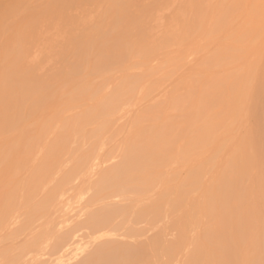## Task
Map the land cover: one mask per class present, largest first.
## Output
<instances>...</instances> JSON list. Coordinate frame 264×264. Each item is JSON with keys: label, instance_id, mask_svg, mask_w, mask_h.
Listing matches in <instances>:
<instances>
[{"label": "bare ground", "instance_id": "6f19581e", "mask_svg": "<svg viewBox=\"0 0 264 264\" xmlns=\"http://www.w3.org/2000/svg\"><path fill=\"white\" fill-rule=\"evenodd\" d=\"M2 1L3 2L0 3V38H3V42L0 40L2 42H0V134H2V132L3 134L5 132L7 135L11 133V136L8 135V140L5 136L7 142H4L8 145L3 142L7 146L3 145L0 149V243H2V245L4 243L6 244L12 238L14 240H11V243L14 241L13 246L18 247H10L11 243H9V245L7 244L6 247L9 246L11 249L13 248L12 252H10V248H7V250L6 247L3 246V250L5 247V249L10 252V255L4 256L3 252H7L6 250L0 252V264H264L263 130L260 133L261 128L264 126L263 122V126L260 124L261 120H263V118L261 119L260 117H263L262 115L264 114V100L261 99L260 102H254L256 89L259 88L258 90L260 91L262 86L239 80V82L232 87L234 90L231 98L228 97L229 101L227 102V94L225 96L222 94L227 86V81L225 80L226 76L223 74L225 78L223 77L224 79L222 78V80L219 78L221 80L220 82L218 81L219 79H217L218 82L213 80L214 84L219 83L217 85L219 91H216V89L214 90L213 88L215 87L212 88V85L209 87L210 80H206L209 78L208 77L205 79L204 83H202L203 86L205 82L208 81L206 86L213 89L212 92L215 91L213 94H218L219 92L218 95H212V92L208 90L209 88L207 89V87L204 86L206 89H203L202 85V88L196 90L192 88L191 92H193V94L191 95L189 93L190 95L188 94V97L179 98L178 96L180 95L176 96V93L173 92L175 93L174 96L181 99L179 101L182 106L186 105L190 108L189 111L188 109L186 110V107L183 109L185 113L188 112L187 116L193 114L192 120L189 118L184 121L186 117L183 118L181 115L182 112H180V118L183 119L181 123H184L182 129L170 132L167 129L170 127V117L163 118L161 116L162 118H160V116L156 114L153 116L151 115L152 117L149 116L150 120L155 117L154 121L156 126L153 127L154 125H152V128L145 129L140 126L143 125L141 124L143 122L139 118L138 120L141 123L134 120L140 124L139 127L136 128L135 124H133V128L131 127L134 129L132 131L134 133H128L130 136L128 135L126 138L122 139L119 147L110 149L109 139L111 137L114 139V134L117 135L119 126L116 127L118 121L115 122L114 119H110L109 122V118H106V114L116 109H119L117 111L120 112L123 108H126V105L130 106L131 104L129 102L131 99H134V97L129 99L130 95L133 92L135 93V91L137 93L138 89L142 88V81L139 78L140 76L137 77L138 73L136 74V72L133 73L136 74V76L130 75L131 72L129 74L127 73V75L123 73L124 76L121 74V77L123 76L122 78H117L118 81L121 79L119 82L114 81L115 85L118 82L116 86L113 85L115 88L112 86V88L110 87L111 89H109V87H102V89H106H101L100 91L101 86L99 87L97 85L101 83L104 85V81H100L101 83L98 81L99 83L94 86L95 81L93 82L94 85L92 83L89 84L91 78L88 76L91 75L89 73L92 71L94 72L96 68L102 70L106 67L109 68L112 64H117L118 66L119 63L126 61L124 59H128V57L129 60H131L130 58L134 56L135 52L139 54L142 48L144 50L145 48L147 49V47H155V42L150 41L151 39L144 33L145 30L142 27L143 13H137L138 15L136 17L134 15L128 17L132 8L129 5L130 2L127 4V0H48L44 7L34 6L35 2L32 3V0ZM193 1L194 0L187 1L189 5L188 3L186 4L188 6L185 5L187 10L185 11L186 13L188 11H193L194 13L196 9L197 11L194 14L192 13L193 15H189L191 19H189V17L186 19L189 22L191 20V25H193V19L196 17L198 19L196 21L197 26L198 21L202 16L204 18L208 11L207 7L205 12V9L203 10L201 6L208 4L207 0L206 4H203L201 0ZM103 2L108 4V7L103 11L101 16L99 13V16L100 18L104 17L105 21H109V23L106 22L109 25L103 22L104 20H101V24L103 22L102 27H100L101 30L97 27L92 29L91 27L94 25V21H92V26L89 25L86 29H82L83 31L78 32L74 27L78 22L75 17H72L74 15L70 13L71 16L68 14V18L66 17V11L74 6H80L85 3L98 4ZM200 2L203 5L199 6L201 4ZM232 2L234 5L230 3L231 6L224 10V14H229V12L233 13L241 7L239 4L242 0H237V2L233 0ZM225 4L226 1L224 5ZM224 5L222 3V6ZM198 6L200 8H198ZM210 8H213V6ZM263 8L264 7H256L253 0H248L245 12L250 18L254 19L252 22L254 25H257V20H255V18H259L261 15L263 16ZM179 9L177 12L184 10V8L180 11ZM239 10L240 9H238V11ZM68 12H70V10ZM183 12L181 14H186ZM232 13H230L231 15H229V17L233 16ZM211 14L214 15L213 11H210V17L208 18H211ZM69 16L71 18H69ZM221 17V23L217 26L215 24L217 28L224 21L222 15ZM57 21H61L59 25L65 22L69 29L66 31L69 34L66 33V37L64 36L67 39H63L65 43L63 42L64 44L60 47V52L57 53L60 67H57V65V69L54 71L51 69L52 72L50 71V74H48L47 71V75L45 74L46 76H40L36 73V68L38 69L37 66L39 63L37 62L38 64H36V62H34L35 64H31L27 62L26 55L28 53L26 51V45L28 43L30 45H36L37 41L35 42V40L43 34L37 35L43 22L48 24L47 27H52L57 24ZM50 22H53L51 23L53 25L49 26ZM175 22H178V20H175ZM260 22L263 23L262 20ZM260 22L259 24H261ZM99 23L100 20L97 21V24ZM187 24L188 22L186 21V26L184 25L183 33H180V35L174 33V31H177V28H175L174 31L172 28L173 33L167 34L163 39V43L168 45L172 40L179 39V37L187 39L185 42L188 43L189 38H186V36L189 30L187 31V29L191 26ZM59 25L57 24L56 27L58 28ZM205 25H207V23ZM103 26H106L105 29L109 30L106 32L102 31ZM196 26H193V28L195 29ZM186 27L188 28L186 29ZM197 27L202 28L200 25ZM212 27L216 29L214 25ZM184 30L186 33H184ZM191 30L192 28L190 31ZM220 30L222 31L223 29L220 28ZM255 30H257V28ZM259 30L263 31L260 25ZM216 31L217 30H215V32ZM191 32L193 34L195 33L193 30ZM208 32L210 33V30ZM231 32L233 33L232 30ZM249 32H251V30L247 32V38L248 35H250ZM258 32L259 31H257V33ZM216 33H214V36H216ZM206 34L208 35L207 32ZM36 35L38 36L37 38ZM243 37L245 36H241V41ZM41 40L42 39H40L39 42H41ZM111 40L114 41L115 44H108ZM179 40L183 41L184 39ZM225 41L227 42V40ZM185 42L184 44H186ZM212 42H214V40H212ZM220 43H222V41ZM220 43L219 47L225 45L223 44L220 46ZM189 44L191 43H188V45ZM234 44L235 43H233V46L229 47L231 54L235 55L236 52L243 54L244 51L241 52L240 50L239 52V48H237L239 46L236 45L235 47ZM244 44H246L245 41ZM29 46L28 48H30ZM219 49L220 48L214 50L219 51ZM222 49L223 48H221L220 51ZM206 51L203 50L204 53ZM225 51L226 48L221 51L222 53L217 52L219 55L216 56V58L214 56V58L219 61L225 55L224 59L226 61L222 59V64L223 62L229 64V51ZM223 52H225V54L220 57V54H223ZM217 53H213V55ZM129 54L133 56L127 57ZM209 55H205L207 56L205 60L208 59L206 61L207 63L211 62L210 59L212 57L208 58ZM238 55L239 54H237V56ZM177 56H175V59ZM190 56L192 57V55ZM251 56L253 55L251 54ZM217 57H220V59ZM93 58H96L94 65L91 64ZM178 59L177 61H179ZM259 59L260 58H258V61ZM129 60L127 61L129 62ZM163 60L161 61L164 62ZM205 60L204 62L200 61L204 63V65L202 64L204 67L206 66L208 68L210 65L209 63L208 66L207 64L205 65ZM89 61L91 64L90 66L88 65ZM214 62L216 63V61L213 60L211 64L213 65ZM254 63V67L256 68L258 63ZM163 65H165V63ZM212 65L211 68L209 67L210 69L208 68L209 70L216 64H214V66ZM219 65L220 63L216 66L219 68ZM244 65L242 68L246 66ZM166 66L169 68L172 67ZM223 66L224 65H222V67ZM161 67L163 68V66ZM206 67L204 69H206ZM217 67H214L212 70L216 69V71H219ZM224 67L226 68V66ZM246 68H248L247 71L251 72L249 65L248 67L246 66ZM110 70L112 72L113 69ZM225 70L224 72L227 73ZM204 71H202V74L198 71V76H202L200 79L205 78L203 76L204 74L210 75L211 73V71L208 72L209 74L207 72L204 73ZM247 71L245 73H247ZM104 72H106V69ZM193 74L196 75L197 73ZM228 75H232L233 77L236 76L234 73ZM111 76L112 74L110 77ZM214 76L212 79H215ZM87 77L89 80L86 82V85L85 79ZM116 77L117 76H115V79ZM229 79H231V77L227 80ZM223 82L225 83L224 85ZM232 83L233 80L231 84ZM175 85L174 83V86ZM219 85L220 88L223 86L225 87L222 88L223 91L219 88ZM230 86L231 85H229V88L231 89ZM220 90L222 92H220ZM105 91L106 93H104ZM169 91L171 90L169 89ZM60 92L63 93V95H61L62 97L60 96V94H62ZM95 94L98 96L104 94L100 103L95 102L97 100L95 98L97 95ZM133 95L135 96V94L131 96ZM206 96L209 101H206ZM263 96H261V98ZM88 98L96 99L94 100L95 104L91 103L89 107L85 101ZM60 99H63V102H61L65 106H62V108L64 107L63 110L65 111L67 109L69 113L66 111V114L61 113L62 115L65 114L64 116L60 115L57 117L56 115L60 114L59 110L61 109V107L57 105L59 107L57 112L59 113H56V115L54 114L55 116L53 115L52 118H46L47 115L49 117L52 113L48 110L53 107L55 108V103L58 104ZM232 100L234 104H232L233 102L230 103ZM61 102L59 104H61ZM84 103L87 106H85ZM229 103L233 106L230 105L229 107ZM225 104L228 106L226 105V108L222 107ZM212 106L219 108V111L216 112L215 115L213 114L215 107ZM209 107L214 109H209ZM120 108L122 109L120 110ZM124 109L120 112V116L116 120L121 117L123 112H126ZM153 109L157 110L155 107ZM192 109L198 114L202 113L201 115L203 117L201 115L198 116L199 118L201 116L200 119L203 118L205 120L206 118L204 117L207 116V111H212L209 112L213 116L208 115L211 119L207 116L209 120L204 121L205 123L210 121L212 125H208L209 122L203 125L201 122L194 120L196 116H194L195 113L192 112ZM245 110L253 112L250 121L254 119V117L257 119L255 123L261 119L259 120V126H262L261 128L258 124H254V120L253 126L252 123L248 124L243 122V125H241L242 123H237L241 117L243 118L244 114L242 115L241 113L243 111L245 112ZM225 111L228 113H225ZM45 112L47 113L45 114L46 117L44 116L45 118L42 119L39 114ZM225 114L229 118L235 115L240 116V118L236 121L237 117L235 116V122L231 120L233 123H230V121H227ZM36 116L48 122H39V128L38 124L33 122L30 124L29 122L33 121ZM102 116L104 119L106 118L105 121H102ZM224 117L226 119H224L225 121H223ZM226 121L229 122L230 125H241L242 129L247 128L246 125L248 124L249 127L252 126V131L255 130L254 127L256 125L255 131L257 135L254 137L253 134H255V131L252 133H249V131L245 134L248 133L249 136L251 134L253 138L251 136L250 138H248V136L245 137V135L244 140H242L243 136L239 135V141L238 138L235 137L237 140L228 142V139H226L228 135H226L227 137H223L221 134V131H225V129L229 132L227 128L228 126H232L227 125V128L223 127L227 124ZM242 121L240 119V122ZM137 122L136 125L138 124ZM218 122L223 124V126H220L221 124L218 126L219 129L222 127V130L219 131L222 138L226 139V143L232 144L235 141L234 145L236 148H234L238 149L235 151L238 152L243 149V153L241 151L242 154H239V152L237 154V152L234 151L237 155L232 152L230 156H232L233 153L235 156L229 158H226L229 156L226 152H224L227 155L226 157L224 156L225 154H222L221 151L223 148H227L229 145L221 140L222 138H218L219 134L216 129ZM151 123L153 124L154 122ZM181 123H178V128ZM124 124L126 123L123 122V125ZM244 124H246L245 127H243ZM33 126L36 127V129ZM213 126L216 127V130ZM238 126H234L235 131L233 130V132H231L233 127L230 128V135H233L236 131L238 132ZM124 128L125 126L122 130H124ZM247 129L251 130L250 128ZM241 132H243V130H241ZM210 134L213 138L216 134L215 137L217 140L219 139V142L216 138L214 141ZM208 138H212L213 140L209 139V141L216 142V144L212 143V147L209 145L211 148H213L214 145L217 146L218 142L219 146L216 148H218L219 154H222L225 158L221 159L222 156H220L221 162H216V160H214L216 158L214 157L218 154V151L216 149L214 150L217 152L213 150L216 152V155L214 156L213 154V159H211L213 168L216 167L213 169V171L215 170L214 173L210 170L212 165L210 167H205L204 163L203 166L200 165L202 164L200 161H204L201 159L207 160L205 163L208 164L210 162L209 159L212 157L209 153L212 149L209 147L210 150L208 151L207 147L208 144H210L207 141ZM230 138L231 137H229V139ZM1 141L3 140L1 139L0 142ZM224 143L227 146L223 147V145H220ZM202 145H207V153L202 151ZM247 148L248 150H252L250 152H253V154V149H256L255 151L258 149L259 154L256 153L258 154L257 158H251L252 154H249V157L247 155ZM245 149L246 151H244ZM227 150L229 151V148ZM244 152H247L246 155ZM21 153L25 154L23 160L20 159L22 156ZM18 154H20V156ZM27 155H31L33 160L34 157L38 155L39 157L37 156L38 158H35L39 161L35 159L36 162H31L30 158V161L27 158L26 160L29 161V164L32 163L29 165L25 160ZM220 159L217 158V160ZM213 160L216 166H214ZM24 165L31 166V172L27 173L25 178H20L21 181L23 179L22 182L19 180L17 183H14L12 179H15V176H17L18 170L16 169H21ZM201 167L205 168L201 169ZM208 167L209 169L206 172L205 170H207L206 168ZM28 168L29 167H27V169ZM15 170L17 171L15 173L16 175L12 176ZM201 170L207 173V177L209 175L211 176H209V179L204 177L205 181L208 180L206 184L210 181L212 182L211 184L209 183L210 185L207 184L208 186H204ZM211 173L214 176L211 175ZM18 177L19 176H17V178ZM212 177L214 181L211 180ZM244 181L245 184L247 183L246 181H249L248 183H250V186L241 187ZM39 197V201L33 203L27 211L21 210L26 202ZM233 199H236L239 203L236 205L231 204V207L230 201L232 203ZM204 225L206 227H204ZM201 227L204 232L199 230ZM48 229L51 230L49 234L46 231ZM20 241L21 243H17ZM19 246H21L22 249H18Z\"/></svg>", "mask_w": 264, "mask_h": 264}, {"label": "rangeland", "instance_id": "374dc122", "mask_svg": "<svg viewBox=\"0 0 264 264\" xmlns=\"http://www.w3.org/2000/svg\"><path fill=\"white\" fill-rule=\"evenodd\" d=\"M5 1V0H4ZM48 0H32L31 2L33 3V2H35V5L34 6H40V7H44L45 6V3L47 2ZM126 1V0H125ZM158 2V3H156V2ZM163 1V2H162ZM188 0H127V4L130 2V6H131V10H130V12L131 13H133V14H131L130 12H129V14H128V17L130 16V15H134L135 17L138 15L137 13H143V18H142V27L144 28V33H146L147 34V36L151 39L150 41H152V42H155V47L154 48H150V47H147V49L145 48L144 50H143V48L141 49V51L139 52V50H138V52H139V54L137 53V52H135V54H134V56L133 55H131V56H133V57H131L130 56V54L129 55H127V57L128 56H130L131 58V60H129V57H128V59H124V60H126V61H124L123 63H119V67L117 66V64H112V66L110 65V67L109 68H104V69H102V70H100V69H97L96 68V70H94V72L92 71L91 73H89V74H91V75H89L88 77L89 78H91L90 79V82H89V84H93V82H94V86H96V84L97 83H99L100 81H104V85L101 83V84H98L97 86H101V88H100V91H101V89H102V87L104 88V87H109V89H111L112 87L113 88H115L114 86H116L117 84H118V82L121 80H119L118 81V79L117 78H122L124 75H127V73L129 74L130 72H131V74L130 75H135L136 76V74L138 75L137 77H139L140 79H141V81H142V88L140 89H138V92H140V93H136V91H135V93L133 92L132 94H135V96L133 95V96H131L130 95V98L129 99H131L132 97H134V99L132 100L131 99V101L129 102L130 104V106H128V105H126L125 107V109H124V111H126V112H123V114L122 115H124V116H122L121 115V117L123 118H119L118 120H116L119 116H120V112L123 110L122 108H120V112L119 111H117V110H119V109H116V110H114L113 112H115V113H113V112H111V113H109V114H106V118L108 117L109 119H108V121L110 122V119H114V121L116 122V121H118L117 123V125H116V127L117 126H119V131H117L118 133H117V135L116 134H114V139H112V137L109 139V148L110 149H115L116 147H119V144H120V142H121V140L122 139H124V138H126V136H128L134 129H132L133 128V124H135V126H136V128H138L139 127V123H141L138 119L140 118L141 119V121L143 122V123H141V124H143V125H140L142 128H145V129H150V128H152V125H154L153 127H155L156 125H155V121H154V119H155V117H154V119H152V120H150V117H152L154 114H156L157 116L159 115L160 116V118H169L170 119V121H169V123L171 124H169V128H167L170 132H173L174 130H180V129H182V127H183V124L184 123H181V120H183V119H181L180 118V116L182 115V117L184 118V117H186V118H184V121L186 120V119H189V118H191V120H192V116H193V114H190V115H188V116H190V117H188L187 116V113H185L184 111H183V109L186 107V110L188 109V111H189V109L190 108H188V106H186V105H183L182 106V104L180 103V101L179 100H181V99H179V98H183V97H188L187 95L190 93L191 95L193 94V92H191V89L192 88H194L195 90L196 89H198V88H202L203 87V89L205 88V87H207L206 85L208 84V81H206L205 82V87L203 86V84L202 83H204V81H205V79L206 78H211L212 79V77L214 76L215 77V79L213 78L212 79V81H211V79H206V80H210L209 82V87H210V85H212L211 87L213 88V87H215V88H213L214 90L216 89V91H219V89H217V85L219 84V83H217V84H214V81L215 82H220L221 80H222V78L224 77L225 78V76H226V78L228 79L229 77H231V79L233 80V83L231 84V82H232V80L231 79H229V80H227L226 78H225V80L227 81V86H226V90L224 89V92H222L223 91V89L222 88H225L224 86L222 87V88H220V85H221V83H220V85H219V88L220 89H222V91L220 90V92H222V94H223V96H225L226 94L228 95H226V97H227V102L229 101V98H231V95H232V93H233V90L234 89H232V87H234L238 82H239V80L240 81H246V83H252V84H256V85H260V86H262L261 88L263 89H260V91L258 90V89H256V94H255V97H254V102H256V101H261V99L262 100H264V57H262V56H264V14H263V16L261 15V16H259V18H255V20H257V25H254V23H252L253 22V20L254 19H252V18H250L247 14H246V12H245V10H246V4H247V2H248V0H242V2L239 4L241 7H239L238 9H240L239 11H238V9L235 11V12H229V14L227 13H225L224 14V10H226V8H229L231 5H230V3H232L233 4V0H207V4L208 5H203V4H206V0H201V2L203 3H201L199 6H201V5H203V6H201L202 7V9L204 10L205 9V12H206V7H207V9H208V11H207V15L203 18V16H202V18L198 21V24H197V26L198 25H200L202 28H199V27H197L196 26V21L198 20L196 17H194V19H193V25H191L192 23H191V20H190V22L186 19V18H188L189 17V15H193L196 11H197V9L195 10V12L193 13V11H188V12H190V13H186V8H185V5L188 3V5H189V2H187ZM192 1V0H191ZM196 0H194L193 2H195ZM200 1V0H199ZM211 1V2H210ZM224 1V2H223ZM225 1H226V6L224 5V3H225ZM235 2H237V0H234ZM254 1V5H256V7H264V0H253ZM1 2H3L2 0H0V3ZM186 2V3H185ZM212 2H213V4H212ZM255 2H256V4H255ZM260 2V3H259ZM222 3H223V5L224 6H222ZM259 3V4H258ZM179 4H181V5H179ZM184 4V5H183ZM261 4V5H260ZM179 5V6H178ZM188 5H186V6H188ZM210 5V6H209ZM215 5V6H214ZM234 5V4H233ZM260 5V6H259ZM263 5V6H262ZM182 6V7H181ZM198 6V8H200ZM213 6V8H210V7H212ZM107 7H108V4H105L104 2L103 3H85V4H82V5H80V6H74V7H72V8H70V9H68L67 11H66V17L68 18V14L70 15V13L72 14V15H74V16H72L73 18L75 17L76 19H77V23L75 24V28H76V31H78V32H80V31H83L84 29H86L87 27H89V25H93V22L92 21H94V25L91 27L92 29H94L95 27H97L98 29L100 28V27H102V24H103V22H107V23H109V21H105V18L104 17H101L100 18V16H101V14H103V11H105L106 9H107ZM178 7V8H177ZM205 7V8H204ZM209 7V8H208ZM223 7V8H222ZM180 8V9H179ZM183 8H184V10H183ZM42 9V8H41ZM178 9H179V11L180 10H183V11H185V12H183V11H180V12H177L178 11ZM70 10V12H68ZM200 10V9H199ZM215 10V11H214ZM223 10V11H222ZM200 11H202V10H200ZM200 11H199V13H200ZM210 11L212 12L213 11V13H214V15H212L211 14V18H208V17H210L209 15H210ZM238 11V12H237ZM263 11H264V8H263ZM89 12H90V14H89ZM186 13V14H181V13ZM84 13V14H83ZM86 13V14H85ZM99 13H100V16H99ZM176 13V14H175ZM193 13V14H192ZM199 13L197 12V14L199 15ZM221 13V14H220ZM230 13H232V15L233 16H231V17H229V15H231ZM83 14V15H82ZM180 14V15H179ZM218 14H219V16H218ZM87 17H86V16ZM187 17H186V16ZM196 15V14H195ZM198 15H197V17H198ZM201 15H205V14H201ZM200 15V16H201ZM221 15L223 16V19H224V24H223V22H222V24H220V26L217 28L216 26L219 24V23H221V21H220V18H222L221 17ZM71 16V15H70ZM69 16V18H71ZM85 16V17H84ZM89 16V17H88ZM96 16V17H95ZM133 16V17H134ZM172 16V17H171ZM179 18H178V17ZM218 16V18L216 19V17ZM131 17V16H130ZM193 17V16H192ZM84 18V19H83ZM95 20H94V19ZM97 18V19H96ZM98 18H99V20H100V23L99 24H97V21H99L98 20ZM104 18V19H103ZM173 18H175V19H173ZM177 18V19H176ZM196 18V19H195ZM128 19H131V18H128ZM189 19H191L190 17H189ZM209 19H211V20H209ZM80 20V21H79ZM83 20V21H82ZM88 22H87V21ZM97 20V21H96ZM101 20L103 21L102 22V24H101ZM173 22H172V21ZM175 20L177 21L178 20V22H175ZM216 20V21H215ZM218 20V21H217ZM262 20V22L263 23H261L260 21ZM14 21V20H13ZM186 21L188 22V24L187 25H190L191 27L190 28H188V27H186V29H187V31L189 30V33H188V35L186 36V38H189V40H188V43H191V44H189L188 45V43H186L185 42V40H187V39H185V38H180L179 36H177V37H179V39H184L183 41L181 40H179V39H174V40H172L170 43H168V45L166 44V43H163V39L165 38V36L168 34H171V33H173L172 32V28H173V31L175 30V28H177V31L175 32L174 31V33H176V34H179L180 35V33H183L182 31H183V28H184V25H185V23H186ZM12 22V21H11ZM59 22H61V21H59ZM59 22L57 21V24L59 25ZM82 22V23H81ZM91 22H92V24H91ZM175 22V23H174ZM182 22H183V25H182ZM234 22V23H233ZM236 22V23H235ZM259 22L261 23V24H259ZM51 23H53V22H50V25L49 26H51V25H53V24H51ZM63 23V24H62ZM61 23V25H59L58 26V28L56 27L57 26V24L56 25H54V26H52V27H47V23L45 24V22H43L42 24H41V26H40V30H38V32H37V35L39 34H41V33H45L44 35L43 34H41L39 37L36 35V38L38 37V39L40 38V39H42L41 40V42H39V40L38 39H36L35 40V42H36V45L35 44H27L26 45V51H27V55H26V59L28 60L27 62L28 63H34V62H36V64H38V69L36 68V73H38L40 76H46L47 75V71H48V74H50L52 71H54V70H56L57 69V67H60V63H59V60H58V58H57V53L58 52H60V50H61V48L60 47H62V45L65 43L64 41H63V39L66 37L65 35H66V33H68V32H66V31H68L69 29H68V26L66 25V23L65 22H62ZM88 23V24H87ZM96 23V24H95ZM104 23V24H105ZM106 23V24H107ZM195 23V24H194ZM200 23V24H199ZM204 23V24H203ZM207 23V25H205ZM240 23H242V24H240ZM174 24V25H173ZM176 24V25H175ZM215 24H216V26H215ZM233 24V25H232ZM235 24V25H234ZM101 25V26H100ZM107 25H109V24H107ZM214 25V27H216V29H213V26ZM232 25V26H231ZM242 25V26H241ZM246 25V26H245ZM259 25L261 26V28H262V30L263 31H260L259 30ZM172 26V27H171ZM175 26V27H174ZM186 26V25H185ZM193 26H196L195 27V29L197 30H195L194 28H193ZM205 28H204V27ZM222 26H224V27H222ZM239 26V27H238ZM241 26V27H240ZM243 26H244V28H243ZM251 26V27H250ZM253 26V27H252ZM255 26H258V27H255ZM47 27V28H46ZM62 27V28H61ZM83 27V28H82ZM106 27V26H105ZM105 27L103 26V29H102V31H104V32H106V31H108L109 29H105ZM108 27V26H107ZM180 27V28H179ZM237 27V28H236ZM43 28V29H42ZM46 28V29H45ZM52 28V29H51ZM96 28V29H97ZM192 28V30H193V32H195L194 34L190 31V29ZM210 28V29H209ZM220 28H222L223 30L221 31L220 30ZM229 28H230V30H229ZM245 28H246V30H245ZM257 28V30H255ZM60 29V30H59ZM78 29V30H77ZM83 29V30H82ZM178 29H179V31H178ZM185 29V30H186ZM214 30V31H212V30ZM220 30V32H219V30ZM241 29V30H240ZM57 30H59V31H57ZM99 30H101V28L99 29ZM184 30V33H186V31ZM210 30V33L208 32ZM215 30H217L216 32H215ZM231 30L233 31V33L231 32ZM237 30V31H236ZM239 30V31H238ZM251 30V32H249V34L251 35H248V38H247V32L248 31H250ZM134 31V30H133ZM257 31H259L258 33H257ZM60 32V33H59ZM206 32L208 33V35L206 34ZM223 32V33H222ZM112 33H113V31H112ZM214 33H216L215 35L216 36H214ZM239 33V34H238ZM260 33H261V35H260ZM69 34V33H68ZM212 34V35H211ZM219 34V35H218ZM259 36H258V35ZM194 35V36H193ZM206 35H207V37H206ZM229 35V36H228ZM237 35V36H236ZM65 36V37H64ZM214 36V37H213ZM227 36V37H226ZM236 36V37H235ZM241 36H245V37H243V42L241 41ZM256 36V37H255ZM263 36V37H262ZM43 37V38H42ZM194 37V38H193ZM205 37V38H204ZM210 37V38H209ZM234 37H235V39H234ZM258 37V38H257ZM208 40H207V39ZM217 38V39H216ZM257 38V39H256ZM65 39H67V38H65ZM64 39V40H65ZM193 39H195V40H193ZM206 39V40H205ZM248 39V40H247ZM255 39V40H254ZM0 40H2V42H3V38H0ZM176 40H179V41H176ZM212 40H214V42H212ZM217 40V41H216ZM225 40H227V42L225 41ZM229 40V41H228ZM230 40H232V41H230ZM202 41V42H201ZM222 41V43H220ZM244 41L246 42V44H244ZM252 41H253V43H252ZM255 41H256V43H255ZM1 42V41H0ZM1 42V43H2ZM56 42H57V44H56ZM64 42V43H63ZM110 42V43H109ZM108 42V44H115L114 43V41H109ZM176 42V43H175ZM178 42H179V45H178ZM184 42L186 43V44H184ZM229 42H232V43H229ZM242 42V43H241ZM0 43V44H1ZM34 43V42H33ZM38 43V44H37ZM40 43V44H39ZM203 43V44H202ZM210 45H209V44ZM219 43H220V46L221 45H223V44H225L223 47H219ZM233 43H235L234 44V46L236 47V45H238L239 47H237V48H239V52H240V50H241V52L242 51H244V53L242 54V53H237V54H239L238 56H237V54L235 53V55H232L231 54V52L229 51V47H231V46H233ZM241 43V44H240ZM52 46H51V45ZM57 45V46H55V45ZM181 44V45H180ZM195 44V45H194ZM196 44H197V46H196ZM206 44V45H205ZM240 44V45H239ZM30 45V46H29ZM33 45H34V48H33ZM159 45V46H158ZM184 47H183V46ZM186 45H188V46H186ZM212 45V46H211ZM218 45V46H217ZM249 45V46H248ZM28 46L30 47V48H28ZM51 46V47H50ZM55 46V47H54ZM181 48H180V47ZM194 46H196V47H194ZM210 46V47H209ZM226 46V47H225ZM184 49H183V48ZM188 47V48H187ZM205 49H204V48ZM208 47V48H207ZM214 47V48H213ZM241 47V48H240ZM187 48V49H186ZM203 48V49H202ZM218 48H226V51L225 52H228L229 51V64H226V63H224L223 62V64H222V59H224L225 58V52H223V54H220V57H222V55H224L223 56V58H221L220 59V57H217L218 59H220L219 61L218 60H216L215 58H216V56H218L219 54L217 53V52H221L220 51V49H219V51H217L218 50ZM34 49V50H33ZM54 49V50H53ZM182 49V50H181ZM192 52H190L189 50ZM214 49H217V50H214ZM249 49H251V50H249ZM28 50H29V52H28ZM51 50V51H50ZM58 50V51H57ZM182 51V52H180V51ZM195 50H197V51H195ZM203 50H207L205 53L207 54V56L209 55V57L208 58H211L210 59V61L212 62L213 60L214 61H216V63L214 62L213 63V65L211 64V62L209 63V65L210 66H208V63L206 62L207 60H205L206 59V57L207 56H205L206 54L203 52ZM228 50V51H227ZM56 51V52H55ZM174 51V52H173ZM188 51V52H187ZM212 51H213V53H217L216 55L214 54L213 55V53H212ZM214 51H216V52H214ZM261 51V52H260ZM200 52V53H199ZM250 52H251V54L253 55V56H251V54H250ZM30 53V54H29ZM49 53V54H48ZM189 54V56L190 55H192V57L190 56H188V54ZM196 53V54H195ZM203 53V54H202ZM222 53V52H221ZM53 54V55H52ZM166 54V55H165ZM170 54V55H169ZM198 54V55H197ZM201 54H202V56H203V58H202V56H201ZM242 54V55H241ZM250 54V58L248 57V55ZM161 55V56H160ZM168 55V56H167ZM178 55V56H177ZM196 55V56H195ZM200 55V56H199ZM164 56V57H163ZM166 56V57H165ZM175 56H177V58L175 59ZM185 56V57H184ZM204 56H205V58H204ZM214 56H215V58H214ZM227 56V55H226ZM52 57H54V58H52ZM168 57H169V59H168ZM184 57V58H183ZM228 57V56H227ZM257 57V58H256ZM29 58V59H28ZM159 58H161V59H159ZM179 58V59H178ZM248 58V59H247ZM256 58V59H255ZM258 58H260L259 59V61H258ZM50 59V60H49ZM55 61H54V60ZM137 61H136V60ZM164 59V60H163ZM167 59V60H166ZM177 59L179 60V61H177ZM191 59V60H190ZM196 59V60H195ZM53 60V61H52ZM127 60H129V62L127 61ZM161 60H163L164 62H162ZM202 62H204V60H205V65L207 64V66H208V68L210 67L211 68V65L212 66H214V64H216L217 66H218V64L220 63V65H219V68L215 65L214 67L216 68L217 67V69L219 70V71H216V69L215 70H212V69H214V67L211 69V70H209L206 66V69H204L205 67L203 66L204 65V63H201V61ZM225 60V59H224ZM231 60H232V62H231ZM57 61V62H56ZM91 61V60H90ZM90 61L88 62V65L90 66L91 64L92 65H94V62H96V58H93L92 59V61H91V64H90ZM139 61V62H138ZM199 63H197V62ZM218 61V62H217ZM226 61V60H225ZM38 62V63H37ZM162 62V63H161ZM168 62V63H167ZM186 62H188V63H186ZM227 62H228V60H227ZM236 62V63H235ZM253 62V63H252ZM254 62H257L258 64H257V66H256V68L254 67L255 66V63ZM41 63V64H40ZM127 63V64H126ZM165 63V65H163ZM180 63V64H179ZM183 63V64H182ZM218 63V64H217ZM247 63V64H246ZM252 63V64H251ZM35 64V63H34ZM124 64V65H123ZM126 64V65H125ZM132 64V65H131ZM159 64V65H158ZM162 64V65H161ZM170 64V65H169ZM174 64V65H173ZM176 64V65H175ZM185 64V65H184ZM192 64V65H191ZM201 64V65H200ZM203 64V65H202ZM224 65V66H226V68L223 66L222 67V65ZM248 67V65H249V67L251 68V72H252V74H251V72L250 71H247V69L248 68H246V66ZM40 65V66H39ZM58 65V66H57ZM131 65V66H130ZM166 65H168V66H172L173 67V69H172V67L171 68H169V67H167ZM191 65V66H190ZM228 65V66H227ZM245 66V67H243L242 68V66ZM252 65V66H251ZM57 66V67H56ZM115 66H117V67H115ZM121 66V67H120ZM161 66H163V68L161 67ZM177 66V67H176ZM229 66H230V68H229ZM115 69H114V68ZM131 67V68H130ZM165 67V68H164ZM203 67V68H202ZM228 67V68H227ZM95 68V67H94ZM118 68V69H117ZM123 69V70H121V69ZM129 68V69H128ZM158 68V69H157ZM159 68H161V69H159ZM194 68V69H193ZM196 68V69H195ZM204 69V70H202V69ZM222 68H223V70H222ZM242 68V69H241ZM246 68V69H245ZM249 68V69H250ZM51 69H52V71H51ZM92 69V68H91ZM105 69H106V72H104L105 71ZM110 69H113L112 70V72H111V70ZM171 69V70H170ZM175 69V70H174ZM177 69V70H176ZM197 69H198V71H200L201 72V74L203 73L202 71H204V73H208V72H210L211 71V73H210V75H203L204 77V79H200V78H202V76L201 75H199L198 76V71H197ZM208 69V70H207ZM226 69V70H225ZM99 70V71H98ZM125 70V71H124ZM126 70H129V71H126ZM131 70V71H130ZM141 70V71H140ZM202 70V71H201ZM207 70V71H206ZM224 70L227 72V73H225L224 72ZM51 71V72H50ZM109 71H110V73H109ZM138 71V72H137ZM157 71V72H156ZM175 71V72H174ZM188 71V72H187ZM195 71V72H194ZM214 71V72H213ZM216 71V72H215ZM220 71H221V73H220ZM247 71V73H245ZM263 71V72H262ZM97 72V73H96ZM117 72V73H116ZM136 72V74H133V73H135ZM141 72V73H140ZM159 72V73H158ZM166 72V73H165ZM168 72V73H167ZM181 72V73H180ZM183 72V73H182ZM243 72V73H242ZM259 72V73H258ZM94 75H96V76H94ZM115 73V74H114ZM123 73H124V75H123ZM164 73V74H163ZM171 73V74H170ZM176 73V74H175ZM193 73H197L196 75L195 74H193ZM235 74L236 76H229L228 74ZM250 73V74H249ZM44 74V75H43ZM46 74V75H45ZM112 74V76L110 77V75ZM113 74H114V76H113ZM120 74V75H119ZM121 74L123 75L122 77H121ZM209 74V73H208ZM225 76H224V75ZM249 74V75H248ZM100 77H99V76ZM119 75V76H118ZM160 75V76H159ZM167 75H168V77H167ZM181 75V76H180ZM187 75V76H186ZM218 75V76H217ZM228 75V76H227ZM247 75V76H246ZM115 76H117L116 77V79H115ZM158 76H159V78H158ZM194 76V77H193ZM255 76V77H254ZM88 77L85 79V83L86 82H88ZM95 78V80H94V78ZM178 77V78H177ZM185 77V78H184ZM197 77V78H196ZM218 77V78H217ZM233 77V78H232ZM93 78V79H92ZM114 80H113V79ZM156 78H158V79H156ZM221 80H220V79ZM223 78V79H224ZM112 79V80H111ZM157 81H156V80ZM161 79V80H160ZM190 79V80H189ZM217 79H219L218 81H217ZM87 80V81H86ZM93 80V81H92ZM110 81V82H108V81ZM177 80H178V82H177ZM193 80V81H192ZM214 80V81H213ZM99 81V82H98ZM114 81H118L117 82V84L115 85L114 83ZM162 81V82H161ZM192 81V82H191ZM202 81V82H201ZM226 81H225V83H226ZM113 82V83H112ZM155 82V83H154ZM176 84L175 86H174V83ZM224 82H223V85L225 84ZM82 84H84V83H82ZM86 85H87V83H86ZM114 85V86H113ZM173 87H172V86ZM201 85H202V87H201ZM215 85V86H214ZM229 85H231L230 87H231V89L229 88ZM112 86V87H111ZM111 87V88H110ZM170 87V88H169ZM189 87V88H188ZM209 87H207V89L209 88ZM172 88V89H171ZM178 88V89H177ZM106 89V88H105ZM105 89H102V90H105ZM169 89L172 91V93H171V91H169ZM189 89V90H188ZM206 89V88H205ZM213 89H211V88H209L208 90L210 91V92H212V90ZM174 90V91H173ZM186 92H185V91ZM232 90V91H231ZM99 91V92H100ZM169 91V92H168ZM180 91V92H179ZM189 91V92H188ZM227 91V92H226ZM261 91H263V92H261ZM99 92H97L98 94H100ZM173 92H175L176 93V96H178V95H182L181 97L180 96H178V97H176V96H174L175 95V93H173ZM178 92V93H177ZM215 91H213L212 92V95H218L219 94V92H218V94H213ZM261 92V93H260ZM60 93H62V92H60ZM59 93V94H60ZM104 93H106V91L104 92ZM258 93H260L261 94V96H263L262 98H261V96H260V94H258ZM263 93V94H262ZM102 94V93H101ZM129 94V93H128ZM137 94V95H136ZM189 94V95H190ZM221 94V93H220ZM61 95H63V93L62 94H60V96ZM95 95H97V94H95ZM104 95V94H103ZM103 95H97L95 98L97 99H90V98H88V99H86L85 101L87 102V105H89V107H90V104L91 103H94V100H96L95 102H97V103H100V101L102 100V96ZM60 96H59V98H60ZM129 96V95H128ZM174 96V97H173ZM62 97V96H61ZM98 97V98H97ZM225 97V98H226ZM229 97V98H228ZM59 98L57 97V99L59 100ZM65 98V97H64ZM100 98V99H99ZM172 98H174V99H172ZM206 99H207V96L205 97ZM90 99V100H89ZM128 99V98H127ZM171 99V100H170ZM177 99V100H176ZM259 99V100H258ZM56 100V99H55ZM63 99H60V102L62 101ZM87 100H89V101H87ZM99 100V101H98ZM57 101V100H56ZM84 101V102H85ZM176 101V102H175ZM179 101V102H178ZM206 101H209L208 99L206 100ZM59 102V103H60ZM63 102V101H62ZM61 102V104H56L55 103V108L53 107L52 109H49L48 111H50V112H52L51 114H50V112H49V117H48V115H47V117H46V115L45 114H47L46 112L45 113H42V114H44V115H42V114H39V116L41 115V117H42V119L43 118H52L53 117V115L55 114L56 115V113H59L60 112V114H57L56 116L57 117H59L60 115L61 116H64L66 113V111H67V109L64 111L63 109H64V104ZM174 102V103H173ZM178 102V103H177ZM233 102V103H232ZM264 102V101H263ZM230 103H232V104H234V101L232 100ZM229 103V107H230V105L231 106H233L232 104H230ZM95 104V103H94ZM93 104V105H94ZM132 104H133V106H132ZM60 106L61 107V111H64V112H61L60 110H59V112H57L58 111V109H59V107L58 106ZM84 105H85V103H84ZM87 105H85V106H87ZM162 105H163V107H162ZM175 105H176V107H175ZM177 105H178V107H177ZM226 105L227 104H225V105H223L222 107H225L226 108ZM62 106H64L63 108H62ZM158 106V107H157ZM228 106V105H227ZM58 107V108H57ZM130 107V108H129ZM156 108L157 110H155V109H153V108ZM180 107H183V108H180ZM212 107H215V106H212ZM210 108L209 107V109H214V108ZM134 108V109H133ZM163 108V109H162ZM225 108H224V110H225ZM127 109H129V110H127ZM162 111H161V110ZM219 108H216L215 107V110H214V112H213V114L215 115V113L216 112H218L219 110H218ZM53 110V111H52ZM132 110V111H131ZM193 110V109H192ZM191 110V111H192ZM47 111V112H48ZM129 111H131V112H129ZM136 111H137V113H136ZM150 111V112H149ZM161 111V112H160ZM207 111V110H206ZM205 111V112H206ZM210 110H208L207 111V116L208 115H212L210 112H212V111H210ZM68 113H69V111H67ZM152 112V113H151ZM154 112V113H153ZM163 112H165V113H163ZM170 112V113H169ZM174 112V113H173ZM180 112H182V114L180 113ZM193 113H195V115L194 116H196V118L194 119V120H197L198 122H201L203 125L204 124H207L208 122H209V124L208 125H212L211 124V122L210 121H207L206 123L204 122V121H206V120H209V118L211 119V117L210 116H205L204 118H206V120L205 119H200L201 118V114H198L197 112H195L194 110L192 111ZM191 112V113H192ZM204 112V113H205ZM208 112H209V114H208ZM247 112H249V110L248 111H246L245 110V112L243 111L241 114L243 115L244 114V116H243V118L241 117L240 118V116H236L237 117V119H236V121L238 120V118H240L241 119V121H242V119H243V121L242 122H240V119H239V121L237 122V123H239V124H241V125H243V122L245 123H252V126H253V120H254V124H258V126L260 125V124H262V126H263V123H264V114L262 115L263 117H260L261 119L263 118V120H261V119H259V120H261V123L259 124V120H258V122H256L255 123V121H257V119H256V117H254V119H251V121H250V118H252V115H253V112H252V114H251V112H249V113H247ZM63 113H65L64 115H62ZM113 113V114H112ZM130 115H129V114ZM190 113V112H189ZM203 113V114H204ZM225 113H228L227 111H225ZM126 114H128V115H126ZM181 114V115H180ZM240 114V113H239ZM54 115V116H55ZM144 115H146V116H144ZM152 115V116H151ZM155 115V116H156ZM164 115V116H163ZM198 115H201L200 116V118H199V116ZM226 115V114H225ZM228 115H230V114H228ZM241 115V116H242ZM45 116V117H44ZM105 116V115H104ZM150 116V117H149ZM162 116V117H161ZM213 116V115H212ZM235 116H230V118H232V119H230L229 117H227V115H226V119H227V121H230V123H233V122H235V119H234V117ZM248 116V117H247ZM250 116V117H249ZM255 116V115H254ZM142 117H144V118H142ZM203 117V116H202ZM245 117H247V118H249V119H247V118H245ZM101 118V117H100ZM102 118H103V116H102ZM102 118H101V120H102ZM105 118V119H106ZM137 118V119H136ZM180 118V119H179ZM194 118V117H193ZM39 120V121H36V120ZM105 119L103 118V120L102 121H105ZM129 119V120H128ZM131 119V120H130ZM225 119V117L223 118V121H225L224 120ZM230 119V120H229ZM234 119V120H233ZM256 119V120H255ZM35 120V121H34ZM34 120L33 121H31V122H29L30 124L33 122V123H35V124H38L39 126H38V128L40 127V123L39 122H48L47 120H41L39 117L37 118V116L36 117H34ZM122 121V124H121V121ZM134 120H137V121H134ZM233 122H232V121ZM107 121V120H106ZM112 121V120H111ZM114 121H112V122H114ZM178 121V122H177ZM212 121V120H211ZM223 121H222V123H223ZM226 121V123L227 124H225V122H224V124H225V126H223V124H221L220 122H218L217 124L218 125H216L217 126V128L216 127H214L213 126V128L215 129H217V133L219 134H217L216 132V134L218 135V138L220 137V139L222 138V135H223V137L224 136H226V135H228V138H226V139H228V142H230V141H233V140H237L236 138H238V141L240 140L239 139V135L240 136H243V138H242V140H244V136L245 137H247L248 136V138H250V136H251V134H250V136H249V134L247 133V134H245L246 132H249V133H252V132H254L255 130H256V125H255V127H254V129L255 130H253L252 131V126H250L249 127V125L247 124H244V126L243 127H245V125H246V127L247 128H250L251 130H248L247 128H241L242 126L240 125V126H238V124L236 125V124H231L230 125V123L229 122H227ZM250 121V122H249ZM111 122V123H112ZM114 122V123H115ZM123 122L124 123H126V124H124L123 125ZM135 122V123H134ZM136 122L138 123L137 125H136ZM151 122H154L153 124L151 123ZM263 122V123H262ZM121 125H120V124ZM130 123V124H129ZM178 123H181V124H179V128L177 127V125H178ZM173 124V125H172ZM221 124V125H220ZM223 126V127H226L227 128V125H230L231 127H229L228 126V128L227 129H229V132L228 131H226V129H225V131L223 132V131H221L222 129V127H220V129L218 128V126ZM238 126V132H241V130H243V132H241V133H238L237 131H236V133H233V135H230V133L231 132H233V130L235 131V128H234V126ZM35 126V125H34ZM33 126V127H34ZM121 126V127H120ZM125 126V128H124V130H122V128ZM147 126V127H146ZM261 126V127H262ZM31 127V126H30ZM30 127H28V128H30ZM132 127V128H131ZM177 127V128H176ZM233 127V129H232V131L230 130V128H232ZM239 127H240V129H239ZM260 127V126H259ZM260 127V128H261ZM35 129H36V127H34ZM33 128V129H34ZM37 128V129H38ZM131 128V129H130ZM135 128V127H134ZM213 128H212V130H213ZM258 128V127H257ZM215 129V130H216ZM219 129V130H218ZM224 129V128H223ZM245 129V130H244ZM131 130V131H130ZM211 130V131H212ZM214 130V131H215ZM236 130H237V128H236ZM240 130V131H239ZM258 130V129H257ZM260 130V129H259ZM262 130H263V132H264V126H263V128H261V131H260V133L262 132ZM130 131V132H129ZM219 131H221V134L222 135H220V133H219ZM231 131V132H230ZM213 132V131H212ZM212 132H211V134H212ZM1 133V132H0ZM8 133V132H7ZM129 133V134H128ZM132 133H134V132H132ZM131 133V134H132ZM243 133V134H242ZM2 134H3V132H2ZM2 134H0L1 135V137H0V140L2 139L3 141H1L0 142V149L3 147V145H5V144H7V143H5L4 141H6L7 142V140H8V138H9V136L8 135H10V134H5V132H4V137H3V135ZM198 134V133H197ZM210 134V136L212 137V135ZM214 134V133H213ZM216 134H215V136H216ZM264 134V133H263ZM230 135V136H229ZM254 135V137H255V135H257L256 134V131H255V134H253ZM252 135V136H253ZM5 136H6V139H5ZM8 136V137H7ZM11 136V135H10ZM130 136V135H129ZM214 136V138H213V140L215 141V137ZM251 136V137H252ZM229 137H231L230 139H229ZM236 137V138H235ZM212 138H208V142L210 143V144H208V146L207 145H205V146H203V152H206L207 151V147H208V151L210 150L209 149V147L211 146H213L212 145V143H214V144H216V142H212L213 140H212ZM247 138V139H248ZM253 138V137H252ZM5 139V140H4ZM209 139L210 140H212V141H209ZM226 139H224V138H222L221 140H223L224 142L226 141ZM216 140H217V138H216ZM246 140V139H245ZM218 142H219V139L217 140ZM5 144H4V143ZM110 142H111V144H110ZM218 142H217V146H219L218 145ZM2 143V144H1ZM205 143H206V141H205ZM204 143V144H205ZM222 143V142H221ZM226 143V142H225ZM225 143L224 144H220V145H223V147H225V146H227V145H225ZM234 143H235V141L231 144V143H226V144H228L229 146L226 148H223V150H222V148H221V152H222V154H225L224 152H226V154L227 155H229V156H227L226 154L224 155L226 158H229V157H233V156H235V152H237V151H235V150H238V149H235L236 148V146L234 145ZM8 145V144H7ZM7 145H5V146H7ZM210 145V146H209ZM234 145V146H233ZM207 146V147H206ZM217 146H215L214 145V147L213 148H211L212 149V151L214 150V149H218V148H216ZM231 146V147H230ZM232 146H233V148H232ZM235 147V148H234ZM229 148V151L227 150ZM231 148H232V151H231ZM204 149H206V150H204ZM216 150H214V151H216ZM226 150V151H225ZM239 150H240V148H239ZM254 150V154H253V152L251 153L250 151H252V150H248V148H247V151H248V153H247V155L249 156V154H252L251 156V158H257V156H258V149H257V151H255L256 149H253ZM202 151H201V154H202ZM209 152L211 155H212V157L209 159V165L208 164H206L205 163V161H207V160H205V159H201V157L203 156V154H202V156L200 157V159L201 160H204V161H200L202 164H200V165H202L203 166V163H204V166L205 167H207V166H211L213 163H211L212 161H211V159H213V154H214V156L216 155L215 153L218 151V154H219V150H217L216 152ZM235 151V152H234ZM241 151H242V153H243V149H241ZM241 151H238L239 152V154H242L241 153ZM244 151H246V149L244 150ZM228 152H229V154H228ZM232 152H234L233 154H232V156H230L231 155V153ZM238 152H237V154H238ZM207 153V152H206ZM206 153H204V154H206ZM246 153L244 152V154L246 155ZM256 153H258V154H256ZM209 154V155H210ZM217 154V155H218ZM222 154H219L218 155V157H217V155L214 157V158H216V159H214V160H216V162H221V159H225L223 156H222ZM236 154V155H237ZM19 156H20V154H18ZM21 158L20 159H22L23 160V157H24V153H21ZM39 156H41L40 154H38ZM37 155V156H38ZM210 155V156H211ZM30 156V157H29ZM37 156H35V157H37ZM38 156V157H39ZM204 156H206V155H204ZM210 156H206V157H210ZM220 156H222L221 157V159L219 158ZM34 157V160H33V158H32V156L31 155H27L26 156V158H25V160L28 158V160H29V158H30V160H31V162H36V160H37V158H35ZM250 157V156H249ZM32 158V159H31ZM203 158V157H202ZM217 158L218 159H220V160H217ZM36 159V160H35ZM208 159V158H207ZM24 160V161H25ZM28 160H26L28 163L27 164H29V161ZM213 160V161H214ZM37 161H39V160H37ZM199 163V162H198ZM32 164V163H31ZM31 164H29V165H31ZM217 164V163H216ZM200 165H199V168H200ZM25 166H27V165H24L23 166V168L21 167V169L20 168H18V169H16V170H18V172L15 170L13 173L14 174H12V176L13 175H16L15 173L17 172V176H19L18 178H17V176H15V177H12V178H15V179H12V181L15 183H17L19 180L21 181V179L20 178H25V176H26V174L27 173H29V172H31V169H32V167L31 166H27V167H29L28 169H27V167H25ZM214 166H216L215 165V161H214ZM31 167V168H30ZM204 167V168H205ZM209 167L208 168H206L207 170H205L206 172L208 171V169H209ZM212 167V168H211ZM210 167V170H212V173H214V171H213V169H215V168H213V165ZM203 167H201V169H204ZM28 170V171H27ZM27 171V172H26ZM202 171V181L204 182H202L203 184H204V186H208L207 184H211L212 182L210 181L209 183H207L206 184V181L208 182V180H206L205 181V178L204 177H207V173H205V171H203V170H201ZM205 173V174H204ZM209 173H210V171H209ZM208 173V174H209ZM211 173V175H213ZM25 174V175H24ZM22 175V176H21ZM205 175V176H204ZM210 176V175H209ZM209 176L206 178V179H209ZM214 176V175H213ZM211 177V176H210ZM214 178L212 177V181H214L213 180ZM15 180H17V181H15ZM22 181H23V179H22ZM21 181V182H22ZM20 182V183H21ZM247 183L245 184V181L241 184V187H249L250 186V183H248L249 181H246ZM206 184V185H205ZM209 184V185H210ZM248 184V185H247ZM257 191V190H256ZM256 191H254V192H256ZM39 199H40V197L39 198H37V199H34V200H32V201H29V202H26L23 206H22V208H21V210L22 211H27L28 209H29V207L31 206V205H33V203H36V202H38L39 201ZM106 200V199H105ZM237 203H236V202ZM234 202V203H233ZM31 203V204H30ZM239 202L236 200V199H233L232 200V203H231V201H230V206H231V204H234V205H236V204H238ZM233 205V206H234ZM232 207V206H231ZM234 207H236V206H234ZM205 224V223H204ZM203 227V226H202ZM200 228L199 230H201V231H203V228ZM204 227H206L205 225H204ZM205 230V229H204ZM47 231V233L49 234L50 233V229H48V230H46ZM204 232V231H203ZM15 237V236H14ZM3 239H5V238H3ZM8 240V239H7ZM11 240H14V239H10V241L9 242H7L6 244L4 243L3 245H2V243H0V252H3L4 250H6L7 248H10V247H14L13 246V244H14V241L11 243ZM18 240V239H17ZM4 242V241H3ZM9 243H11L10 244V247L8 246V247H6L7 246V244L9 245ZM17 243H21V241L20 242H17ZM16 245H18V244H16ZM15 245V246H16ZM23 245V244H22ZM3 246H5L6 247V249H5V247H4V250H3ZM16 247H18V246H16ZM16 247H14V248H16ZM11 249V248H10ZM9 249V251L10 252H12V249L10 250ZM18 249H22L21 248V246H19V248ZM8 250V249H7ZM6 250V251H7ZM18 251V250H17ZM10 252H3V254H4V256L6 257L8 254L10 255ZM14 252V251H13ZM15 252H16V249H15ZM14 252V253H15ZM13 254V253H12Z\"/></svg>", "mask_w": 264, "mask_h": 264}]
</instances>
